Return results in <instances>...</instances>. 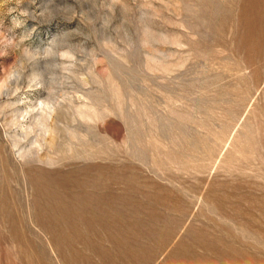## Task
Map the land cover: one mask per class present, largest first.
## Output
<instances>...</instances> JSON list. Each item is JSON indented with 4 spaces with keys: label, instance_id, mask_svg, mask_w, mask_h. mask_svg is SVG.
<instances>
[{
    "label": "rangeland",
    "instance_id": "rangeland-1",
    "mask_svg": "<svg viewBox=\"0 0 264 264\" xmlns=\"http://www.w3.org/2000/svg\"><path fill=\"white\" fill-rule=\"evenodd\" d=\"M0 264H264V0H0Z\"/></svg>",
    "mask_w": 264,
    "mask_h": 264
}]
</instances>
